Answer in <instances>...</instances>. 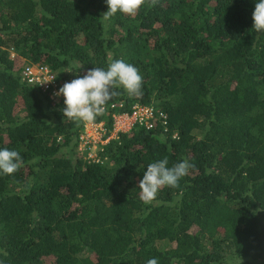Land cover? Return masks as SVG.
<instances>
[{"label":"trees","instance_id":"1","mask_svg":"<svg viewBox=\"0 0 264 264\" xmlns=\"http://www.w3.org/2000/svg\"><path fill=\"white\" fill-rule=\"evenodd\" d=\"M105 0H0V147L22 167L0 175V264H264V32L254 0H145L110 19ZM14 54L12 59L10 56ZM123 59L142 94L121 87L94 123L134 106L167 115L78 152L84 122L20 79L46 66L64 85ZM114 105V108H111ZM193 167L156 200L148 164Z\"/></svg>","mask_w":264,"mask_h":264},{"label":"clouds","instance_id":"2","mask_svg":"<svg viewBox=\"0 0 264 264\" xmlns=\"http://www.w3.org/2000/svg\"><path fill=\"white\" fill-rule=\"evenodd\" d=\"M105 3L107 11L102 18L108 20L117 12L135 15L145 0H105ZM252 20L253 29L257 33L264 32V0H254ZM142 83L143 77L137 67L123 59H115L106 70L93 67L85 75L65 83L56 95L63 97L64 118L93 123L103 113L107 103L118 94L113 91L114 88L121 87L129 95L139 96L142 94ZM23 163L19 151L0 147V175L15 174ZM192 167L187 159L172 166L167 159L148 164L138 186L141 200L145 203L156 200L160 189L176 187ZM147 264H159V261L151 258Z\"/></svg>","mask_w":264,"mask_h":264},{"label":"built area","instance_id":"3","mask_svg":"<svg viewBox=\"0 0 264 264\" xmlns=\"http://www.w3.org/2000/svg\"><path fill=\"white\" fill-rule=\"evenodd\" d=\"M14 58V54L10 56ZM20 79L27 85L37 88L42 93H47L50 100L63 102V97L57 96L58 90L63 86L58 82L55 73L48 67L31 64L25 66L20 73ZM114 108V105L111 107ZM113 129L104 140L103 136L106 129L103 123L84 122V132L79 136L80 152L85 154V159L92 162H98L97 150L99 145H105L111 139H115L118 133L130 131L135 125L146 129L155 128L157 123H161L164 131L167 130V115L164 113H155L152 107L134 106L130 114L113 115ZM93 130V131H90Z\"/></svg>","mask_w":264,"mask_h":264},{"label":"rangeland","instance_id":"4","mask_svg":"<svg viewBox=\"0 0 264 264\" xmlns=\"http://www.w3.org/2000/svg\"><path fill=\"white\" fill-rule=\"evenodd\" d=\"M90 131H93V130H90ZM83 132H84V130H83ZM83 132H82V133H83ZM82 133H81V134H82ZM80 150H82V148H80L79 145H78V152H79L80 154H82V153L80 152Z\"/></svg>","mask_w":264,"mask_h":264}]
</instances>
